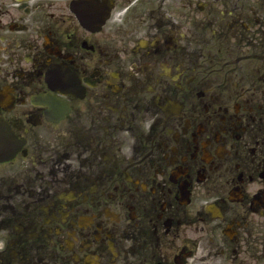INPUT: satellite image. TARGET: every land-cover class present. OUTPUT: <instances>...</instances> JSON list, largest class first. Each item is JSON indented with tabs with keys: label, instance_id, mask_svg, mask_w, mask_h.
I'll use <instances>...</instances> for the list:
<instances>
[{
	"label": "flooded vegetation",
	"instance_id": "flooded-vegetation-1",
	"mask_svg": "<svg viewBox=\"0 0 264 264\" xmlns=\"http://www.w3.org/2000/svg\"><path fill=\"white\" fill-rule=\"evenodd\" d=\"M0 264H264V0H0Z\"/></svg>",
	"mask_w": 264,
	"mask_h": 264
}]
</instances>
